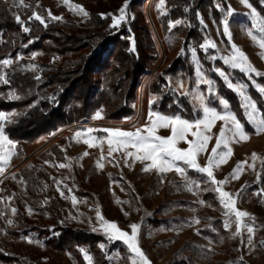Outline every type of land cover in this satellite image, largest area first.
<instances>
[{"label":"rangeland","instance_id":"374dc122","mask_svg":"<svg viewBox=\"0 0 264 264\" xmlns=\"http://www.w3.org/2000/svg\"><path fill=\"white\" fill-rule=\"evenodd\" d=\"M4 1L18 12H28L29 18L34 13L40 15L45 21L44 25L55 23L64 28L69 25L88 27L97 34H121L125 29L129 35L130 50L135 52L138 42L130 24L137 21L142 27L148 28V32L143 30L140 35L145 60L149 62L152 57L156 58L140 82L137 98L131 103L134 113L130 116L114 120L107 116L106 107L101 105L90 111L87 118L63 126L30 144L23 143L21 154L15 159L18 142L4 131L15 142L16 149L7 165L0 163V167L4 168L0 174V251L10 256L8 260L0 257V264H82L71 252L47 247L37 232L29 229L22 232L23 228L31 225L48 227L51 231L56 227L73 226L97 234L101 238L98 245L104 252L105 264H131L133 254L122 240L109 238L105 222H114L129 234V226L139 224V247L151 264H264V132H256L257 123L251 122L249 117L252 109L244 107L246 103L254 102L261 110L251 95L250 87L259 92L260 88H264V49L258 46L261 38L259 21L264 20V14L252 1L249 0V3L258 16L250 15L252 9L241 4L240 0L199 1L195 12L202 36L199 46L213 63L212 69L203 64L195 40L186 38L184 29L192 25L189 18L168 17V0H164L163 6L160 0H23V4L30 7L18 6L19 0ZM259 1L264 5V0ZM125 4V19L119 27H110L113 24L112 17H118ZM73 5L83 6L87 15L72 8ZM228 6L234 10L233 15L227 17L230 38L224 35L225 12L220 10H226ZM92 12L104 19L102 24L89 26ZM102 13L106 15L102 16ZM178 20L181 23L172 27ZM250 33L257 36L256 41ZM121 36L125 37L124 34ZM211 44L216 47H211ZM232 45L246 54L248 62L260 75L242 72L224 63L225 58L232 54ZM107 52L104 50L102 57ZM40 55V51L32 50L18 54L17 59L23 63V67L36 71L40 68ZM61 59L62 56L56 57V60ZM4 60H10L11 64L5 67L0 63V76L9 81L8 70L12 68L16 57L8 56L0 62ZM184 62L191 65V74L181 67ZM220 72H224L228 79L221 76ZM160 74L167 81L169 93L185 96L192 104L196 119L188 120L177 115L190 122L204 119L205 107L221 115L231 113L236 116L230 102L220 93L214 74L226 85L231 82L234 87L243 86L244 95L232 90L239 96L253 130L247 131L236 116L248 139L232 141L227 148H222L221 151L230 148L231 155L214 167L213 172L217 181L228 178L222 188L233 194L236 209L249 213L248 217L242 219L243 224L253 228V233L249 234L246 227H241L240 235H234L237 228L234 222L229 229H225V221H235V216L224 215L219 193L214 191L216 185L208 181L206 174L186 168L182 163L180 166L186 168L187 179L174 170L166 173L144 171L150 162H141L134 156L126 157L123 150L109 155L110 137L105 129L134 131L149 123L150 113L176 117L153 108L159 95L151 90L150 85ZM91 75L98 92L103 88L105 78L97 67L92 69ZM181 84L183 88L179 87ZM3 93L10 99L21 97L12 87ZM260 93L264 97V93ZM55 97L52 96L50 100L53 101ZM245 97L250 98V101H246ZM221 100L227 102V108L221 104ZM0 113L7 118L11 115L3 110ZM97 113L100 118H97ZM155 118L156 115H153L152 119ZM7 120H0V127L4 129ZM224 124V121L218 120L211 129L208 151L198 157L202 166ZM228 127H231L230 122ZM88 129L93 131L89 133ZM78 132L79 136L76 135ZM158 134L167 136L170 131L160 129ZM188 139L193 137L189 135ZM86 140L93 146L89 147ZM178 146L188 147L183 141ZM128 151L135 152V149L129 148ZM85 152L88 155H83ZM252 153L257 154L255 160L252 159ZM101 156L104 158L101 159ZM244 161L247 163L243 164L238 178H232L231 174L238 162ZM61 163L66 167H59ZM12 209H15V213ZM99 217H103V220ZM197 220L199 223H196ZM250 235L252 243L248 244ZM80 249L85 263L94 264L89 249L83 246ZM86 254L91 257V261L86 259Z\"/></svg>","mask_w":264,"mask_h":264},{"label":"trees","instance_id":"16d2710c","mask_svg":"<svg viewBox=\"0 0 264 264\" xmlns=\"http://www.w3.org/2000/svg\"><path fill=\"white\" fill-rule=\"evenodd\" d=\"M199 1L203 2L168 0V17L189 18L192 25L184 29L186 38L195 40L203 64L212 69L213 63L207 59L206 53L199 46L202 36L195 17ZM251 1L264 14V5L259 0ZM27 13L21 10L18 12L7 2L0 0V60L8 56L16 57L12 68L8 70L9 83L0 82V110L11 113L5 122L4 131L18 142L14 159L21 154L23 143L30 144L63 126L87 118L90 111L101 105L106 107L107 116L114 120L132 115L134 109L131 103L136 100L140 82L152 68L151 62L156 58L152 57L149 62L145 60L140 35L143 30L148 32V28L142 27L137 21L130 24L138 42L135 52L130 50L131 45L125 29L121 32L125 35L123 38L119 33L97 34L90 31L86 25V28L73 25L64 28L55 23L44 25L35 19L30 20ZM17 15L23 23L17 22ZM92 16L89 26L103 23L104 19L98 14L92 12ZM25 27L29 28L28 32L23 30ZM32 50L41 53L40 68L37 72L23 67V63H19L17 59L18 54ZM104 50L108 52L102 57ZM57 56H62V59L56 60ZM218 62L224 66L221 61ZM95 67L105 78L103 88L98 92L91 75ZM181 67L187 74L192 73L191 65L187 62ZM214 77L220 93L230 102L232 110L246 130L251 132L253 129L245 116L239 96L217 74H214ZM8 87L14 88L21 97L10 99L5 96L3 92ZM150 87L159 95L153 105L154 109L166 115H181L188 120L197 118L192 104L185 96L169 93L163 75L160 74L157 80L151 82ZM250 92L264 112L262 94L252 86ZM52 96H56L53 101L50 100ZM28 229L37 232L47 247L71 252L82 264H86L81 255L82 246L92 253L94 264L106 263L104 252L98 245L101 238L97 234L73 226L56 227L53 234L48 227L42 228L39 225L25 227L22 232H27ZM0 257L6 260L10 258L2 251Z\"/></svg>","mask_w":264,"mask_h":264},{"label":"snow or ice","instance_id":"6c2138e0","mask_svg":"<svg viewBox=\"0 0 264 264\" xmlns=\"http://www.w3.org/2000/svg\"><path fill=\"white\" fill-rule=\"evenodd\" d=\"M164 0H160L161 6H163ZM240 3L245 5L246 7L252 9L249 13L252 16H258L256 10L252 8V5L249 3V0H240ZM18 6L30 7V5H24L23 0H19ZM72 8L83 12L84 15H87V12L84 11L83 6L81 5H73ZM127 7L125 4L124 7L120 9V15L118 17L113 16V24L110 27H119L121 21L125 19L124 10ZM217 7H220L217 5ZM222 12H225V19L223 20V32L224 35L229 36V20L227 17L233 15L234 10L228 6L225 10L224 8L220 9ZM49 14L50 10H49ZM105 16L106 14H101ZM111 15V14H107ZM35 19L40 21L41 24H44L45 21L40 17V15L34 13L33 17L29 19ZM54 19H61L60 17H54ZM16 20L18 23H23L20 20L19 15L16 16ZM181 21H176L175 24L171 25L174 27L176 24H180ZM259 33L261 34V38L259 39L258 46L264 49V20L259 21ZM25 32L29 31L28 27L23 29ZM252 39L254 41L257 40V36L252 35ZM211 47L215 48V44H211ZM232 54L225 58L224 63L230 64L233 68H239L242 72H256L257 75H260L259 72L248 62V57L246 54L237 46L232 45ZM134 50V49H133ZM262 58H264V54H262ZM2 63L5 67L11 64L10 60H4ZM221 76H224L227 80V76H225L224 72H220ZM0 81L7 83V79L4 76H0ZM230 89L235 91H239L241 95L243 93V86L234 87L231 82L227 85ZM180 88H183V85H179ZM260 92L264 93V88L259 89ZM184 94V93H182ZM18 98V97H15ZM246 101H250V98L245 97ZM221 104L227 108V102L221 100ZM244 107H250L252 111L249 112V117L251 122L257 123L256 132H264V112L259 110L254 102L246 103ZM204 119L197 120L194 122H190L188 120L181 119L179 116L176 117H168L158 114L150 113L148 117L149 123L136 128L134 131H122V130H113V129H105L104 131L109 133L108 139V153L112 155L115 151L123 150V154L128 156H134L135 159L141 162H150L146 164L144 171L155 170L158 173H166L168 171L174 170L176 173L180 174L182 177L187 179L186 168L195 170L197 173L206 174L208 181L214 185L216 188L214 191L219 193L220 203L223 205L225 211L224 215L226 217L235 216V221L226 220L224 227L225 229H229L231 224L234 222L237 225L236 232L234 235H240L241 227H246L247 232L249 234L253 233V228L243 224L244 217H248L249 213L245 211H241L235 208V200L233 198V194H230L227 191H224L222 185L227 183L228 178H225L223 181H217L214 176L213 168L217 167L220 163L225 162L226 158L231 155V149L229 148L227 151H221L222 148H227V145L232 141H239V139L247 140L248 136L243 131V125L237 120L236 116L227 113L225 115H221L217 111L210 109L208 107L204 108ZM153 115H156L155 120L152 119ZM97 118H100V114L97 113ZM8 119L4 114L0 113V120ZM224 121L225 124L220 127L219 133L216 135L215 144L211 148V152L208 154L206 159V163L202 166L198 162V157L201 154L206 153L208 151V144L210 139L212 138L209 133L211 129L215 125L216 121ZM231 123V127H228V123ZM160 129H168L170 134L167 136L158 134ZM89 133L93 130L88 129ZM77 136L80 135L78 132ZM189 135L193 137V139H188ZM93 139H95L93 137ZM183 141L188 147L181 148L179 147V143ZM103 141H101L102 143ZM85 143H89V141H85ZM115 145V146H113ZM93 146L89 143V147ZM135 149V152L128 151V149ZM16 149V144L13 142L5 133L4 129L0 127V163L7 165L10 161V158L15 154L14 150ZM83 155H88L85 152ZM104 157L101 156V159ZM257 158L256 153H252V159L255 160ZM47 163V162H46ZM99 163V162H98ZM181 163L186 166L181 167ZM247 163L238 162L236 168L233 170L231 174L232 178H238V173L241 171L243 164ZM102 167V165H99ZM59 167H66L65 164H59ZM4 171L3 167H0V174ZM15 178V176L13 177ZM238 195V193H237ZM75 202V201H74ZM13 213H15V209H12ZM103 220V217H99ZM11 223V221H8ZM196 223H199L197 220ZM106 224V232L110 233L109 238L113 240H122L126 245L130 253L133 254L131 259V264H151L147 256L144 254L142 249L139 247L138 242V232L140 225L139 224H131L129 227L131 232L123 231L118 228L116 223H108ZM252 243L251 235L248 239V244ZM264 243V242H262ZM103 247V246H102ZM86 259L91 261V257H88L86 254ZM242 259V257H241Z\"/></svg>","mask_w":264,"mask_h":264}]
</instances>
